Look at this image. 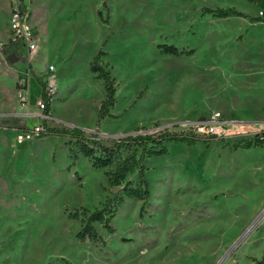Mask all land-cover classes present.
Instances as JSON below:
<instances>
[{
  "label": "rangeland",
  "instance_id": "rangeland-1",
  "mask_svg": "<svg viewBox=\"0 0 264 264\" xmlns=\"http://www.w3.org/2000/svg\"><path fill=\"white\" fill-rule=\"evenodd\" d=\"M205 6L232 7L244 17L216 18L202 13ZM258 10L247 0H31L37 47L13 63L18 77L28 76L24 109L0 53V113L16 110L0 115V264H250L264 226V143L228 145L264 127L244 121H264ZM9 12V1L0 0V38ZM162 44L193 53L165 54ZM100 48L116 101L97 121L104 87L89 62ZM30 62L56 67L48 125L96 132L109 144L129 133L188 132L217 111L221 139L168 143L166 154L145 161L148 198H124L112 233L94 223L103 243L80 241L81 208H99L113 191L108 169L92 167L66 137L16 142V131L39 122L29 117L40 98ZM128 179L136 184V173Z\"/></svg>",
  "mask_w": 264,
  "mask_h": 264
},
{
  "label": "trees",
  "instance_id": "trees-1",
  "mask_svg": "<svg viewBox=\"0 0 264 264\" xmlns=\"http://www.w3.org/2000/svg\"><path fill=\"white\" fill-rule=\"evenodd\" d=\"M247 1L256 4L263 14L262 17L257 16L254 17L253 20L263 21L264 0ZM98 13L101 15L100 11ZM202 13L211 14L216 18H225L228 16L244 17L241 12L234 8L203 7ZM161 46L163 47L160 48V51L165 54L180 56L193 53V49L178 48L172 44H162ZM22 49L23 44L21 42L9 39V41L3 45L1 51L6 59L11 54L20 58ZM104 54L105 53L100 48L89 63L90 71L95 74L96 79L102 80L104 87V97L100 101L97 121L111 115L109 109L114 106L116 101L115 79L106 65L102 63L101 56ZM44 85L45 84L42 83L41 99L45 103L44 113L50 116L51 103L43 91ZM46 122L45 120L43 121L44 131L38 137L47 135L66 137L69 141L73 142V149L84 155L92 167L108 169L106 170V175L113 191H110L106 200L99 208H94L93 210L81 208L83 225L76 233V237H78L80 241L88 239L89 241L98 243H103L104 239L96 230L94 223H100L107 232L112 233L114 229L110 224V220L117 206L124 201V198L139 200L148 198L150 190L148 182L145 179V170L148 169L145 162L146 160L153 156L166 154L168 143L170 142H182L187 145L198 142L209 144L210 141L214 139H216V141L221 139V137H216L215 135L200 137L195 135L192 131L169 132L167 130H160L157 133H129L118 138H108L106 140L110 141V143L106 144L104 143V139L99 138L96 132L86 133L78 127L65 128L48 126ZM262 143L264 142L257 139L256 136H251L249 138L234 140L228 145V148L230 150L249 149L261 145ZM70 151H72V149H70ZM132 173H136V184H133V182L128 179ZM115 188H117V192H114ZM143 208L144 204L140 206V210ZM78 215V210L70 214V216L74 218L78 217ZM251 260V264H264V252L258 259L252 258Z\"/></svg>",
  "mask_w": 264,
  "mask_h": 264
},
{
  "label": "built area",
  "instance_id": "built-area-1",
  "mask_svg": "<svg viewBox=\"0 0 264 264\" xmlns=\"http://www.w3.org/2000/svg\"><path fill=\"white\" fill-rule=\"evenodd\" d=\"M10 7V17H9V33L10 39L19 41L26 48L27 53L32 55L36 50V39L34 38V33L31 30V27L28 24L30 11L29 4L31 0H8ZM258 16L262 17V11L258 10ZM4 43L0 41V53ZM49 74L47 75L43 91L46 97L52 102V98L57 92L55 84V75H54V65H48ZM27 75V73H26ZM27 76H21L16 82V92L17 99L19 100V107L24 109L27 107ZM45 103L39 98L37 101V108L40 110L39 122L32 127L23 128L16 131L15 140L17 143H23L26 140L38 137L44 131L43 121H48L50 116L44 113ZM224 121L220 118L219 112H213L209 118L199 120L193 125L192 131L197 136H211L215 135L220 137L223 133ZM252 136H256L257 139L264 142V127L255 129ZM251 137V136H250Z\"/></svg>",
  "mask_w": 264,
  "mask_h": 264
},
{
  "label": "crops",
  "instance_id": "crops-1",
  "mask_svg": "<svg viewBox=\"0 0 264 264\" xmlns=\"http://www.w3.org/2000/svg\"><path fill=\"white\" fill-rule=\"evenodd\" d=\"M206 7V6H205ZM211 8V7H210ZM216 8H222V7H216ZM229 8H232V7H229ZM236 10V9H235ZM238 11V10H237ZM240 12V11H239ZM205 14H208V13H205ZM243 14V13H242ZM211 15V14H210ZM244 15V14H243ZM212 16V15H211ZM214 17V16H213ZM229 17V16H228ZM225 18H227V17H225ZM239 18V17H238ZM6 23H7V18H6ZM6 30H7V34H6V36L5 37H1L0 38V41H2L4 44H6L8 41H9V39H10V33H9V27H7V24H6ZM36 47H37V45H36ZM1 54H3V52H1ZM4 55V54H3ZM28 56H30L28 53H27V50H26V48L23 46V49H22V53H21V57L20 58H17V60L15 61V62H17L18 60H20L21 58H27ZM88 60H90V58L88 59ZM15 62H9L8 61V63H5V64H2V66L3 65H5V68L7 67L8 68V70H11L12 72H14L15 73V76L13 77V86H14V90L16 91V82H17V80H18V73H17V71H15L14 70V68H15V65L16 64H13V63H15ZM90 63V62H89ZM50 64H52V63H50ZM49 64V65H50ZM27 69L30 71L28 74H32V77L33 78H35L36 79V81L38 82V84H39V87H40V97H41V92H42V83L44 84V82H45V79H46V77H47V75H48V73H49V71H48V67L46 68V69H40V67H37V66H35L34 64H32L31 62L28 64V67H27ZM56 70V67L54 66V71ZM90 70V69H89ZM22 70H20V72H21ZM91 72V71H90ZM92 73V72H91ZM94 77H95V74H94ZM32 79V78H31ZM102 81V80H101ZM41 82V83H40ZM26 94L28 95L27 97H28V99H29V89H28V76H27V89H26ZM57 93H58V91H57ZM103 99V98H102ZM101 99V100H102ZM31 104V103H30ZM36 106H33L32 105V109H31V111H30V116L29 117H33V116H36V118L39 120V114H40V110L39 109H37V111H39L38 113L36 112V108H35ZM17 108V107H16ZM35 108V110H33ZM10 112V113H9ZM16 112V110H10V111H6V112H4V113H0V115H2V116H5V115H9V114H12V113H15ZM5 114V115H4ZM6 117V116H5ZM7 121H10V120H7ZM244 121H247V122H251V123H263L264 121H262V120H245L244 119ZM11 122V121H10ZM47 123V125H48V121L46 122ZM48 126H51V125H48ZM250 149V148H249ZM263 223V222H262ZM257 234H256V236H255V240H260V250L257 252V253H255L254 255H252V256H249L248 257V260H249V262H250V264L252 263V258H256V259H258L260 256H261V254L263 253V251H264V226L261 228V230H259L258 232H256ZM263 244V245H262Z\"/></svg>",
  "mask_w": 264,
  "mask_h": 264
},
{
  "label": "water",
  "instance_id": "water-1",
  "mask_svg": "<svg viewBox=\"0 0 264 264\" xmlns=\"http://www.w3.org/2000/svg\"><path fill=\"white\" fill-rule=\"evenodd\" d=\"M7 59H8V61L9 62H15L16 60H17V56L16 55H14V54H11V55H9L8 57H7ZM117 190V188H115L114 189V192Z\"/></svg>",
  "mask_w": 264,
  "mask_h": 264
}]
</instances>
